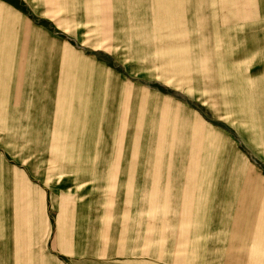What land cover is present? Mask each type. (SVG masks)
<instances>
[{
  "label": "crops",
  "instance_id": "crops-1",
  "mask_svg": "<svg viewBox=\"0 0 264 264\" xmlns=\"http://www.w3.org/2000/svg\"><path fill=\"white\" fill-rule=\"evenodd\" d=\"M0 264H264V0H0Z\"/></svg>",
  "mask_w": 264,
  "mask_h": 264
}]
</instances>
